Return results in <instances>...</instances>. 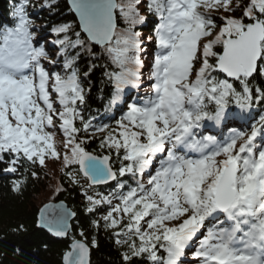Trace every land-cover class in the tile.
<instances>
[{"label": "snow or ice", "instance_id": "snow-or-ice-1", "mask_svg": "<svg viewBox=\"0 0 264 264\" xmlns=\"http://www.w3.org/2000/svg\"><path fill=\"white\" fill-rule=\"evenodd\" d=\"M0 172L62 264H264V0H13Z\"/></svg>", "mask_w": 264, "mask_h": 264}, {"label": "trees", "instance_id": "trees-1", "mask_svg": "<svg viewBox=\"0 0 264 264\" xmlns=\"http://www.w3.org/2000/svg\"><path fill=\"white\" fill-rule=\"evenodd\" d=\"M12 2L13 0H0V22L9 21ZM37 23H43V20H38ZM16 178L0 172V264H62V253L67 250L68 241L56 239L35 228L37 209L41 204L39 200L45 193H51L50 183L54 181L30 179L21 195L11 189V181ZM58 199H64L71 207L79 202L75 193L72 196L62 194ZM79 216L80 219L74 220L73 225L87 228L88 221L82 210ZM20 224L26 230L12 232V228ZM17 249L20 251L17 252ZM90 258L91 264H120L119 254L104 239L103 233L100 235L99 248L92 249Z\"/></svg>", "mask_w": 264, "mask_h": 264}, {"label": "water", "instance_id": "water-1", "mask_svg": "<svg viewBox=\"0 0 264 264\" xmlns=\"http://www.w3.org/2000/svg\"><path fill=\"white\" fill-rule=\"evenodd\" d=\"M59 200H64V199H54V200H52V202L58 203ZM64 201H65V200H64ZM48 202H49V201H48ZM46 203H47V202H46ZM65 203L68 204V202H66V201H65ZM68 205L70 206V204H68ZM41 207H43V205H42ZM41 207H40V208H41ZM70 207H71V206H70ZM40 208H38V210H39ZM38 215H39V212L37 211L36 221H37ZM35 228H36V229H41V228H37V227H36V223H35ZM41 230H44V231L47 232L46 229H41ZM47 233H48V232H47ZM49 234H50V233H49ZM50 235H51V234H50ZM51 236H52V235H51ZM53 237H54V236H53ZM54 238L59 239V240H60V239H63V238H57V237H54Z\"/></svg>", "mask_w": 264, "mask_h": 264}, {"label": "rangeland", "instance_id": "rangeland-1", "mask_svg": "<svg viewBox=\"0 0 264 264\" xmlns=\"http://www.w3.org/2000/svg\"><path fill=\"white\" fill-rule=\"evenodd\" d=\"M50 197H51V193L50 192H48L47 194L45 193L41 198H40V202H43V201H45L46 199H50Z\"/></svg>", "mask_w": 264, "mask_h": 264}]
</instances>
